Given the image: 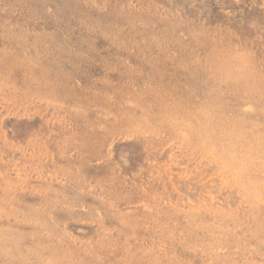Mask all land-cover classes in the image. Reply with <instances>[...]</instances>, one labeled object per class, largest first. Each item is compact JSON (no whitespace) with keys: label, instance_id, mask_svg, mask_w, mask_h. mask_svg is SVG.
Segmentation results:
<instances>
[{"label":"rangeland","instance_id":"rangeland-1","mask_svg":"<svg viewBox=\"0 0 264 264\" xmlns=\"http://www.w3.org/2000/svg\"><path fill=\"white\" fill-rule=\"evenodd\" d=\"M263 73L264 0H0V264H264V177L194 134Z\"/></svg>","mask_w":264,"mask_h":264},{"label":"bare ground","instance_id":"bare-ground-1","mask_svg":"<svg viewBox=\"0 0 264 264\" xmlns=\"http://www.w3.org/2000/svg\"><path fill=\"white\" fill-rule=\"evenodd\" d=\"M141 21V20H140ZM133 22V21H132ZM136 24V23H135ZM137 25V24H136ZM141 26V25H140ZM143 26V25H142ZM145 26V24H144ZM144 28V27H143ZM169 28V27H168ZM142 29V28H141ZM153 29V28H151ZM117 30V29H116ZM139 30V29H137ZM147 31V30H145ZM166 32V31H165ZM115 33V32H114ZM14 34V33H13ZM193 34V32H192ZM140 35V34H139ZM165 35V34H164ZM119 36V35H118ZM134 38V37H133ZM140 38V37H139ZM144 38V37H143ZM146 38V37H145ZM151 38V37H150ZM149 39V38H148ZM191 43L193 44V42H196V44H198V47H196V49L198 50L197 53V58L198 60H205L206 62L209 59H217L220 57L218 56V54L216 52H213L209 47H207L204 43H201L200 39L196 40V39H190ZM210 41V40H209ZM148 42V40H147ZM215 42V41H214ZM172 43V42H171ZM212 43V42H211ZM236 43V42H235ZM188 44V45H190ZM215 44V43H214ZM217 44V43H216ZM155 45V44H154ZM157 45V44H156ZM235 46V45H234ZM233 46V47H234ZM195 47V46H194ZM219 47V46H218ZM192 48V47H190ZM216 48V47H215ZM13 49V48H12ZM15 49V48H14ZM31 49V48H29ZM17 50V49H16ZM125 50V49H123ZM218 50V49H217ZM229 50V49H228ZM34 51V50H33ZM187 51V50H186ZM223 51V50H222ZM126 52V50H125ZM189 52V51H188ZM218 52V51H217ZM230 53V51H228ZM127 53V52H126ZM125 53V54H126ZM238 53V52H237ZM231 56L232 53H230ZM229 54V55H230ZM234 54H236L234 52ZM243 54V53H242ZM245 54V52H244ZM229 56V57H231ZM241 56V55H240ZM170 57V56H169ZM239 58V54L236 56ZM234 56V58H236ZM243 57V56H241ZM2 58V57H1ZM195 58V57H194ZM193 58V59H194ZM226 58V57H225ZM221 59V57H220ZM219 59V61H220ZM246 59V58H245ZM2 60V59H1ZM226 60V59H225ZM235 60V59H234ZM241 61L240 59H237V61ZM3 61V60H2ZM196 61V59H195ZM215 61V60H212ZM223 61V58H222ZM228 61V60H227ZM236 61V63H237ZM123 62V61H122ZM221 62V61H220ZM230 62V61H229ZM231 62L233 63L234 61ZM247 62V61H246ZM245 62V63H246ZM249 62V61H248ZM256 62V61H255ZM213 63V62H212ZM217 63V61H216ZM224 63V62H223ZM244 63V62H243ZM251 63V62H250ZM221 64V63H220ZM218 64V65H220ZM230 64V63H229ZM216 65V64H215ZM225 65V64H224ZM222 65V67L224 66ZM232 65V64H231ZM245 65V64H243ZM247 65V64H246ZM249 65V64H248ZM254 65V64H253ZM208 66V65H207ZM205 66V67H207ZM217 66V65H216ZM221 66V65H220ZM236 66V65H235ZM209 67V66H208ZM221 67V69H223ZM225 67H227L225 65ZM230 68V65L228 66ZM227 67V68H228ZM217 68V67H216ZM220 68V67H219ZM219 68L217 69L219 72ZM248 71H249V75H250V68L247 66ZM246 68V69H247ZM207 69V68H206ZM220 69V70H221ZM225 69V68H224ZM241 69V68H240ZM228 71H230L229 69H226ZM242 70H244L242 68ZM236 71V70H235ZM245 71V70H244ZM205 72V71H203ZM209 72V71H208ZM211 72V71H210ZM213 72V71H212ZM226 72V71H223ZM222 72V73H223ZM40 73V72H39ZM194 73V72H193ZM233 73V75L235 74L233 71L231 72ZM230 73V75H231ZM253 73V71L251 72ZM190 74H192L190 72ZM209 75V73H207ZM216 74V73H215ZM229 74V73H228ZM239 74V73H238ZM248 74V72H247ZM258 74V73H257ZM264 74V73H263ZM218 75V74H217ZM215 77H218V76ZM243 75V74H242ZM207 76V75H206ZM213 76V75H212ZM237 76V75H236ZM240 77V76H239ZM261 76H259L258 78H260ZM221 78V77H220ZM254 78L256 79V76L254 75ZM219 79V78H217ZM233 79V78H232ZM221 81V80H220ZM219 81V82H220ZM244 81V78H243ZM242 82V80H241ZM246 82V80H245ZM253 82V81H252ZM259 82V81H257ZM228 83V82H227ZM226 83V84H227ZM243 84H245L244 82H242ZM8 84V83H7ZM35 84V83H34ZM155 84V83H154ZM258 84V83H257ZM9 85V84H8ZM40 89V88H39ZM46 89V88H45ZM253 89V87H252ZM41 90V89H40ZM261 90V89H260ZM45 91V90H43ZM252 91V90H251ZM31 92V91H30ZM29 93V92H28ZM53 93V92H52ZM171 93V92H170ZM34 94V93H33ZM51 94V93H50ZM24 95V94H23ZM26 96V95H25ZM2 97V96H1ZM54 97V96H53ZM257 97H260V100H264V92L260 95H258ZM29 99V98H28ZM53 99V98H52ZM23 100V99H21ZM61 101V100H60ZM72 103V102H71ZM216 104V103H215ZM211 106V105H210ZM218 106V105H217ZM201 108V107H200ZM250 108V105L249 107ZM248 108H244L242 110H236L234 113H232L228 119L225 121V129H222V131L217 135V133H213L210 131H203L201 130L198 133H194L195 135H197V137L199 138V145H196V148L203 153V155H207L208 153H216L217 149V145H219L220 143L222 144V148L219 149V153L222 157L224 161L223 164L227 167H229L231 170L235 169L236 172H243V165L244 163H247L248 166L245 168V171L250 170L252 173H258L259 172V176L260 178L264 177V164H261V161H264V114L259 115L256 114L254 109H248ZM203 109V108H202ZM244 110V111H243ZM75 113V112H74ZM79 114V113H78ZM82 115V114H80ZM86 117V116H84ZM83 118V117H82ZM256 119H263V121L261 122V120H258L256 122H254ZM198 122H204V119L201 118L200 120H197ZM144 123V122H143ZM87 127V125H85ZM93 127V126H92ZM81 128V127H80ZM155 129V128H153ZM86 132V131H85ZM88 132V131H87ZM162 134V133H161ZM78 137V136H77ZM165 137V136H163ZM220 139H218V138ZM170 138V137H169ZM68 144V143H67ZM70 146V145H69ZM67 148V147H66ZM193 153V152H192ZM97 161V160H96ZM251 163V164H250ZM48 166V165H47ZM251 180V181H250ZM76 181V180H75ZM66 183V182H65ZM76 183V182H75ZM246 184H248L249 187L256 189V190H260L263 191L264 193V183L260 184L259 181L257 179H252L250 177H248L246 179ZM40 184V183H39ZM244 184V183H243ZM74 185V184H73ZM81 188V187H80ZM79 188V190H80ZM74 189V188H73ZM73 192V191H72ZM4 193V192H3ZM6 193V192H5ZM74 193V192H73ZM84 194V193H83ZM3 195V194H2ZM69 198V197H66ZM65 198V199H66ZM72 198V197H70ZM69 201V200H68ZM71 201V200H70ZM76 201V200H75ZM57 203V202H56ZM76 203V202H75ZM80 204V203H79ZM41 207V206H40ZM76 207V206H75ZM93 208V207H92ZM71 210V209H70ZM98 210V209H97ZM93 211V210H92ZM51 212V211H50ZM51 214V213H50ZM48 215V214H47ZM59 216V215H58ZM44 219V218H43ZM47 222V221H46ZM28 229V228H27ZM45 230V229H43ZM85 233V232H84ZM256 233H260V231H256ZM11 235V234H10ZM17 237V236H16ZM47 260V259H46ZM117 262V261H116ZM32 263V262H31ZM59 264V262H58Z\"/></svg>","mask_w":264,"mask_h":264}]
</instances>
